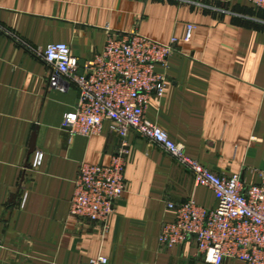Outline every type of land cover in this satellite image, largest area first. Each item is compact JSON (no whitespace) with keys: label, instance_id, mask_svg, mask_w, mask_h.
Instances as JSON below:
<instances>
[{"label":"crops","instance_id":"crops-1","mask_svg":"<svg viewBox=\"0 0 264 264\" xmlns=\"http://www.w3.org/2000/svg\"><path fill=\"white\" fill-rule=\"evenodd\" d=\"M133 33L162 44L178 40L168 68H157L166 89L151 99L146 119L214 175L259 183L264 11L247 0H0V264H84L97 256L107 264H208L193 242L163 249L159 235L174 220L168 204L192 199L208 210L215 195L134 132L126 138L125 188L108 229L69 216L79 165L108 164L120 139L109 122L90 138L62 129L78 90L49 89L35 52L66 44L83 67L108 35ZM37 152L40 163L32 168Z\"/></svg>","mask_w":264,"mask_h":264},{"label":"built area","instance_id":"built-area-1","mask_svg":"<svg viewBox=\"0 0 264 264\" xmlns=\"http://www.w3.org/2000/svg\"><path fill=\"white\" fill-rule=\"evenodd\" d=\"M247 2L264 11V0ZM192 30L187 28L184 42L189 41ZM177 43L173 38L162 44L137 33L119 38L108 35L103 51L82 68L66 44L48 45L35 52L47 68L49 89L65 93L74 86L78 90L76 109L64 116L62 129L71 138H90L99 136L109 122L110 131L120 139L118 151L108 164L79 165L69 216L108 229L125 188L126 138L134 132L176 160L191 173L196 187L208 188L216 198V206L208 210L192 199L168 204L174 220L162 226L160 247L172 249L193 242L208 264H222L225 259L264 264V174L256 185L246 184L238 175L216 176L146 119L151 99L161 97L166 89V77L157 68H168ZM41 156V152L35 154L32 168L39 165ZM107 263V258L97 256L84 264Z\"/></svg>","mask_w":264,"mask_h":264},{"label":"water","instance_id":"water-1","mask_svg":"<svg viewBox=\"0 0 264 264\" xmlns=\"http://www.w3.org/2000/svg\"><path fill=\"white\" fill-rule=\"evenodd\" d=\"M80 68H82V66H80ZM79 74H82V71H80ZM35 141H36V133L33 135L31 140L29 155L32 154L35 150Z\"/></svg>","mask_w":264,"mask_h":264}]
</instances>
